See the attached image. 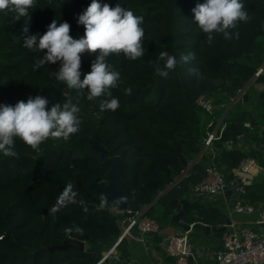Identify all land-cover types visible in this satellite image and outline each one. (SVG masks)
Wrapping results in <instances>:
<instances>
[{"label": "trees", "instance_id": "16d2710c", "mask_svg": "<svg viewBox=\"0 0 264 264\" xmlns=\"http://www.w3.org/2000/svg\"><path fill=\"white\" fill-rule=\"evenodd\" d=\"M104 2L114 6L117 0H101ZM202 2L121 0L123 7L143 17L146 52L136 60L123 53L107 58L120 73V80L103 99L118 97L120 107L101 111V98L88 100L85 90L78 97L80 130L67 141L50 137L37 150L16 138V156L0 154V264H97L102 252L115 244L118 254L128 260L130 243L127 237H120L123 221L141 212L187 170L203 146L207 124L212 119L216 122L224 112H204L196 104L200 95L211 97L219 105L228 100L230 92L239 93L252 79L245 89L247 101H235L223 118L224 129L215 140L219 151L216 166L224 174L227 188L231 187L233 170L245 156L257 159L264 168L258 148L244 152L222 146L245 133L251 143L260 145L264 139V94H257L256 109L248 108L252 86L264 87V68L259 71L264 64V0H244L249 20L232 30L239 33L238 38L226 40L222 34H214L212 43L193 20L191 9ZM89 3L37 0L29 31L43 34L55 19L58 23L67 21L71 35L82 36L84 28L76 19ZM25 23L23 17L17 20L14 14L0 12V102L14 105L36 95L47 97L48 107L68 98L77 102V92L55 79L59 62L33 69L42 53L24 47ZM161 51L178 61L181 54L192 53L194 58L178 63L165 78L156 72L157 67H163ZM94 58L95 53L81 55L84 72ZM245 121L251 128L244 126ZM88 139L122 160L126 210H111L106 198L91 187L93 183L107 185L110 166L100 163L99 153ZM209 161L201 154L143 215L156 219L162 228L170 222L169 216L180 210V204L172 202L178 199L190 205L182 214L186 223H194L199 229L203 224L221 226L225 221L221 211L192 201L190 196L192 186L205 176ZM69 185L75 195L53 214L51 208ZM244 198L251 204L264 200V183L247 184ZM66 240L80 241L84 249H48Z\"/></svg>", "mask_w": 264, "mask_h": 264}, {"label": "clouds", "instance_id": "9594fccd", "mask_svg": "<svg viewBox=\"0 0 264 264\" xmlns=\"http://www.w3.org/2000/svg\"><path fill=\"white\" fill-rule=\"evenodd\" d=\"M36 4L37 0H0V12L14 14L17 20L25 19L22 29L26 34L24 47L42 53L33 69L59 62L55 79L77 92V102L68 98L48 107L49 100L42 95L30 96L26 102L18 100L14 105L0 102V154L4 156H16V138L38 150L40 144L50 137L67 141L77 133L81 125L78 97L85 90L88 100L101 98V111L118 109V97L103 99L111 95L110 89L117 87L120 80V73L114 70L107 58L123 53L128 59L136 60L146 52L143 44L145 33L141 26L143 17L123 7L121 0H117L114 6L101 3V0H90L76 19V23L84 28L82 36L71 35L70 24L67 21L58 23L55 19L43 34L30 33L28 24ZM191 11L194 22L207 34L209 43H212L214 34H222L226 40L238 38L239 33L232 30L239 22L249 20L244 0H203ZM85 52L95 53L87 72L81 68V55ZM193 58L192 53L181 54L178 61L167 51H161L159 60L163 61V67H157L156 72L166 78L178 63H187ZM125 91L131 93V89ZM74 195L69 185L50 211L54 214Z\"/></svg>", "mask_w": 264, "mask_h": 264}, {"label": "built area", "instance_id": "2783aa9c", "mask_svg": "<svg viewBox=\"0 0 264 264\" xmlns=\"http://www.w3.org/2000/svg\"><path fill=\"white\" fill-rule=\"evenodd\" d=\"M231 102H233L232 98H230ZM196 104L208 114H213L215 110L225 111L228 107L227 104L223 103L216 105L211 97L205 95H200L196 99ZM224 126L223 116L216 122L214 119L209 121L207 124L208 131L203 141L204 145L219 140ZM244 126L249 127V122H245ZM237 138H241V135H238ZM259 168L258 161L251 156H245L239 162L236 167L238 178L235 184V188L239 193L245 192V186L249 183L247 178L254 175V169ZM226 188L224 174L217 168L216 164L210 163L205 168V176L193 185L192 191L198 196H214L225 191ZM254 210L255 207L245 202L241 197L235 198L234 212L248 214ZM127 213L130 214V211L128 210ZM255 222L257 225L264 227V206L260 208ZM226 227L227 229L222 232L220 247L215 251L210 264H264V230L260 232L248 226H236L231 221L226 224ZM160 229L161 227L156 219L145 216L141 212H136L123 221L120 237L145 241L144 237L156 234ZM163 248L167 257L172 261L171 264H199L197 255L187 239L186 232L168 236L165 239ZM111 252L119 255L115 246L112 247Z\"/></svg>", "mask_w": 264, "mask_h": 264}, {"label": "crops", "instance_id": "0c3cea01", "mask_svg": "<svg viewBox=\"0 0 264 264\" xmlns=\"http://www.w3.org/2000/svg\"><path fill=\"white\" fill-rule=\"evenodd\" d=\"M258 87L259 90H262L258 92L262 93L264 91V87L261 85H258ZM223 104L225 103L223 102ZM227 105H228L227 109L221 114L220 118H222V116L223 118L225 117V112L228 110L229 107H231L232 102ZM245 122H249V121H245ZM249 124L250 126L247 128H251V123L249 122ZM243 135L244 134L241 135V138L236 137V140L234 141L224 142L222 144L223 148L225 150L235 149L244 152L245 151L247 152L254 148H259L260 146L259 144L251 143L248 141L249 138L248 134L246 137H243ZM199 154L200 155L205 154L207 158H209L210 161L208 164L210 163L216 164L219 159V151L216 148L215 140L212 141L209 145H204L203 143V146L201 147ZM258 165L260 168L254 169L253 170L254 175L247 178L249 180L248 184L254 181H261L264 183V168L260 166L259 163ZM237 178L238 175H237V170L235 168L233 170V180L231 187L227 188L226 192L225 191L219 192L214 196H204V195L198 196L193 193L191 188V193H190L191 200L203 205L212 206L218 209L219 211H221L225 215V221L221 226L225 225L226 229H227L226 224H228L226 222L228 220L229 222L231 221L235 223L236 226L244 225L250 227L255 231L263 232L264 227L257 225L255 221L258 218V212L260 208L264 206V200L255 201L253 204L248 202L249 204L255 207V210L251 213L240 214L233 211V204L235 198L241 197L242 199H244L245 202H247L244 198L245 192L239 193L235 188ZM189 207L190 205L188 203V206H186V209L183 211H186ZM182 214H181V220L182 222L186 223ZM172 215L173 213L169 216L170 222L168 224L162 227L158 233L144 237L145 241L127 238V240L130 243L129 244L130 251H129V259L126 261L129 264H171L172 261L169 259V257H167L163 248L165 239L170 235L183 234L185 232L187 239L193 248V251L197 255V260L199 264H210L212 262L215 251L220 247L222 233L220 231H214L213 227L210 225H209V227L211 228L210 230H206L204 228H200V229L196 228L194 223L191 224L186 223L191 228L189 231H185L171 220ZM203 226H208V225L203 224ZM154 237H157L158 241L155 240ZM157 246H159V250Z\"/></svg>", "mask_w": 264, "mask_h": 264}, {"label": "water", "instance_id": "95a60500", "mask_svg": "<svg viewBox=\"0 0 264 264\" xmlns=\"http://www.w3.org/2000/svg\"><path fill=\"white\" fill-rule=\"evenodd\" d=\"M263 68H264V64H263L262 68L259 69V71H261ZM251 83H252V79L246 84V86L243 88V90H241L239 93L236 94L234 92H230L228 94V96H230L233 99L232 104L235 101H239V102H241V101L246 102L247 101L248 94L245 92V89ZM263 94H264V91L261 93V95H263ZM229 109H230V107L228 108V110ZM228 110L225 112V115L228 112ZM246 136H247V133H245L243 135V137H246ZM88 141L91 144L92 148L96 152L99 153V161H100V163L103 166H110V169H109L108 174H107V177H108L107 185L102 187V186H99V185L93 183L91 185V187L96 192L102 194L106 198V200L111 204V209L115 210L116 212H122V211L126 210L127 202H126L125 194H124V192L122 190V180H121V177H120V170L122 168V160L118 156H110L109 152L107 151V149L104 146L100 145L97 141L92 140V139H88ZM258 149L261 151V153L264 156V139L260 143V146H259ZM199 155L200 154H198V156L192 162V164L196 162V160L199 157ZM191 165L187 168L186 171H184L182 173L181 176H179V178H177L168 188H166L149 205H147L141 211V213H143L150 205H152L169 188H171L173 185H175L185 175V173L189 170ZM226 191H227V188L225 189V192ZM172 202L179 203L181 205V210H179L177 213L173 214L172 217H171V220L175 224H177L180 228L184 229L185 231H189L191 227L188 224L182 222V220H181V214H182L183 210L186 209V206H188V203L185 202L184 200H178V199H174V200H172ZM226 223H229V221L227 220ZM202 227L204 229H206V230H210L211 229L209 226H202ZM225 229H226L225 225L213 228L214 231H220V232H223ZM68 247H74V248H77L79 250H83L84 249V244L82 242H80V241H77V240H66L62 244L54 245L52 247H49L48 249L50 251H52L54 249L64 250V249H66ZM44 248L45 247H42L41 249H44ZM111 249L102 252V256H101L100 260L97 262V264H101L104 261H107L108 264H129L120 255H115L114 253H112ZM104 257H106V258H105V260L102 261V259Z\"/></svg>", "mask_w": 264, "mask_h": 264}, {"label": "rangeland", "instance_id": "374dc122", "mask_svg": "<svg viewBox=\"0 0 264 264\" xmlns=\"http://www.w3.org/2000/svg\"><path fill=\"white\" fill-rule=\"evenodd\" d=\"M252 89H253V91H251V103L250 104H248V108H250V109H256V105H257V98H256V96H257V94L259 93L258 91H262V90H259V87H258V85H253L252 86ZM230 96H228L227 95V101L226 102H224L225 104H229L228 102L230 101ZM111 210H113V209H111ZM113 211H115V210H113ZM116 212V211H115Z\"/></svg>", "mask_w": 264, "mask_h": 264}]
</instances>
